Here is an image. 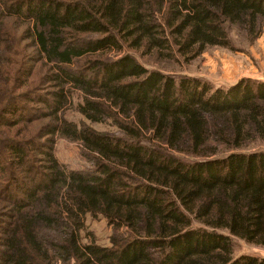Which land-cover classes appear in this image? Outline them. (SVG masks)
<instances>
[{"label": "trees", "instance_id": "16d2710c", "mask_svg": "<svg viewBox=\"0 0 264 264\" xmlns=\"http://www.w3.org/2000/svg\"><path fill=\"white\" fill-rule=\"evenodd\" d=\"M226 25L253 43L264 0H0V264H264L233 239L264 247V81L173 73Z\"/></svg>", "mask_w": 264, "mask_h": 264}, {"label": "rangeland", "instance_id": "374dc122", "mask_svg": "<svg viewBox=\"0 0 264 264\" xmlns=\"http://www.w3.org/2000/svg\"><path fill=\"white\" fill-rule=\"evenodd\" d=\"M226 29L232 40V49L210 47L196 60L188 64L181 63L182 65L177 66L173 73L204 80L216 88H227L244 78L264 81V31L259 39L249 43L241 37L242 31L238 28L226 25ZM141 61L148 63L150 68H161L158 63L151 59L145 58ZM66 116L78 124L85 122V119L73 110L68 111ZM93 126L98 131H115V128L109 123ZM55 153L58 160L70 169L88 167L87 159L81 152L78 143L65 138H57ZM87 227L99 245H110L113 231L105 219L89 218ZM82 235L85 236V233ZM233 239L235 258L245 254L264 257V247L249 244L237 238ZM84 242H87V239H84Z\"/></svg>", "mask_w": 264, "mask_h": 264}]
</instances>
